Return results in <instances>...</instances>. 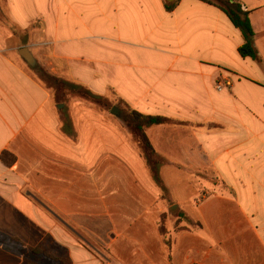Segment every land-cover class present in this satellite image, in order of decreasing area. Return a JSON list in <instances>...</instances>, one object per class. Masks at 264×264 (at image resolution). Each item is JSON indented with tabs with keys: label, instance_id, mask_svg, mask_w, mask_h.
<instances>
[{
	"label": "crops",
	"instance_id": "crops-1",
	"mask_svg": "<svg viewBox=\"0 0 264 264\" xmlns=\"http://www.w3.org/2000/svg\"><path fill=\"white\" fill-rule=\"evenodd\" d=\"M2 1L0 236H48L72 264H264V0H237L257 61L199 0ZM24 47L60 80L176 122L145 132L164 191L121 121L80 100L60 111ZM0 264L23 263L0 245Z\"/></svg>",
	"mask_w": 264,
	"mask_h": 264
},
{
	"label": "trees",
	"instance_id": "trees-1",
	"mask_svg": "<svg viewBox=\"0 0 264 264\" xmlns=\"http://www.w3.org/2000/svg\"><path fill=\"white\" fill-rule=\"evenodd\" d=\"M162 1L164 3L165 10L167 12H172L180 0H162ZM199 1L210 4L218 8L220 11H222L225 14V16L232 24V26L236 30H238L242 36L243 44L238 49V53L240 57L250 58L254 61H257L258 54L254 46V31L249 20V12L242 8L240 2H238L237 0H199ZM46 72L44 71L42 73L46 75L48 79L57 83L56 81V79H58L57 76H54ZM62 85L67 88H70L72 91H75L82 99V101H85L87 103L98 105L103 101L102 96L92 93L83 86L75 85L68 82H64ZM120 101L126 107L124 110L122 109L121 113L118 114V118L121 120V122L125 125L129 133L131 134L134 142H136V145L140 153L145 157L146 162L150 167V171L152 173L154 182L157 184V186L160 187L162 191H164L165 189L159 177L160 167L164 164V160L152 150L146 138L145 132L147 129H150L152 127L176 124V122L164 117L141 115L135 112L134 110H132L122 100ZM147 157H152V159L148 160ZM48 242H51L53 245L59 247L48 236L44 237L43 240L35 247L26 246L18 239L8 238L4 235L0 236V245L3 244L7 246L16 245L19 246V248H21L18 254L23 257V264H36L35 262H33L32 259H29L30 257H34V256L48 257L46 252V248H47L46 244ZM59 248L62 249L61 247ZM24 253L27 255V257L24 255ZM52 262H53L52 264H72V261L68 257L66 250H63L62 254L55 256Z\"/></svg>",
	"mask_w": 264,
	"mask_h": 264
},
{
	"label": "rangeland",
	"instance_id": "rangeland-1",
	"mask_svg": "<svg viewBox=\"0 0 264 264\" xmlns=\"http://www.w3.org/2000/svg\"><path fill=\"white\" fill-rule=\"evenodd\" d=\"M5 14H6L5 4L3 3L2 0H0V23L1 24H4ZM35 26L39 27L37 24ZM17 40L20 43H23V44L27 43L28 44V40H24V37L20 38V36H17ZM29 47H31V46H29ZM40 63H41V60H40ZM39 65L40 64L38 61L36 68H33L35 70L33 72L34 76L36 79H38V81H40L45 87H47L49 89L52 97L54 98V101L57 104H59V106L61 105L60 111H64V110L66 111V108H67L66 105L69 104L73 100L82 101V99L79 97V95L75 91H72L70 88H67V87L62 85L64 82H68L67 80L56 79L57 83L53 82L52 80L48 79V77L46 75H44L42 73L44 71L46 72V70L42 69L41 66H39ZM46 73H48V72H46ZM68 83H70V82H68ZM83 102H85V101H83ZM94 106H96L101 111H105L107 113V115L111 116L116 121H121L117 116L118 112L121 113L122 109L124 110L126 107L112 93H108L106 97H103L102 103H99L98 105H94ZM113 108H116V112H113L114 114H111L110 111ZM147 159L148 160L152 159V157H147ZM1 246H2V249H9V251L12 252V254H15L17 257H19L23 263V257L18 254L19 250L21 249V248H19V246H16V245H8L7 246L5 244H3ZM46 247H47L46 252H47L48 257H44V256L43 257L42 256L36 257V256H34V257H30L29 259H32L33 262H35L36 264H52L53 263L52 260L54 259V257L63 253L62 249L53 245L51 242H48L46 244ZM24 255L27 257V255L25 253H24Z\"/></svg>",
	"mask_w": 264,
	"mask_h": 264
},
{
	"label": "water",
	"instance_id": "water-1",
	"mask_svg": "<svg viewBox=\"0 0 264 264\" xmlns=\"http://www.w3.org/2000/svg\"><path fill=\"white\" fill-rule=\"evenodd\" d=\"M19 55L21 56V58L26 62V64L30 67V68H36L37 66V62L36 60L33 58L32 54L29 52V50L24 47V48H21L19 50ZM111 114H114L113 112H116V108H113L111 109ZM119 114V112H118ZM118 116V115H117ZM176 209L175 206H173L172 208H170L169 212L171 214H173L174 210Z\"/></svg>",
	"mask_w": 264,
	"mask_h": 264
},
{
	"label": "built area",
	"instance_id": "built-area-1",
	"mask_svg": "<svg viewBox=\"0 0 264 264\" xmlns=\"http://www.w3.org/2000/svg\"><path fill=\"white\" fill-rule=\"evenodd\" d=\"M220 87H221L220 85H217V89H220Z\"/></svg>",
	"mask_w": 264,
	"mask_h": 264
}]
</instances>
